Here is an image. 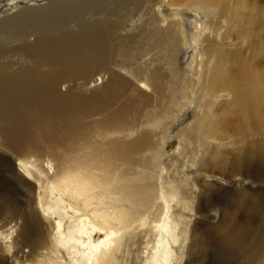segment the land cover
<instances>
[{
    "label": "bare ground",
    "instance_id": "1",
    "mask_svg": "<svg viewBox=\"0 0 264 264\" xmlns=\"http://www.w3.org/2000/svg\"><path fill=\"white\" fill-rule=\"evenodd\" d=\"M139 1L129 15L115 8L127 27L105 8L81 19V8L73 26L0 28V160L15 177L0 179V264H132L135 254L153 264L158 245L160 264L238 250L239 264H264V140H248L264 135V4L168 0L170 12L148 17ZM154 50L163 63L144 62ZM136 51L146 66L129 63ZM179 63L192 108L178 107ZM152 98L165 105L149 109ZM186 152L191 169L164 175ZM222 188L241 194L212 202Z\"/></svg>",
    "mask_w": 264,
    "mask_h": 264
},
{
    "label": "rangeland",
    "instance_id": "2",
    "mask_svg": "<svg viewBox=\"0 0 264 264\" xmlns=\"http://www.w3.org/2000/svg\"><path fill=\"white\" fill-rule=\"evenodd\" d=\"M85 1V2H84ZM148 1V4H146V6H147V8L148 9H146L145 11H147L146 12V14H149L148 15V17L152 14V10H153V7H160L161 9H164V10H168V12H170L169 11V6H168V0H147ZM146 1V2H147ZM165 1V2H164ZM168 1V2H167ZM176 1H177V3L179 4V3H181L182 2V0H175L174 2L176 3ZM102 2V0H99V2H98V0H0V22L2 21L3 22V26L2 25H0V28L2 29H5V27H6V25L7 26H9V25H11L13 22H15V23H17V25H18V27L19 28H21V27H23V26H29V25H32V24H35L38 20H41V19H52V22L50 23V24H46L45 26L46 27H50L52 24H56V25H63V26H68V24L70 23V22H73L74 20H78L79 19V13H78V11H81L82 9L84 10H82L81 12V15H80V17H81V19L83 18V17H85V18H83V19H85L86 21L88 20V17H87V15L86 14H88V13H90V11H95V10H97V9H102V8H105L104 10L106 11V12H108V14H109V16H111V18L110 19H112L113 21L115 20H118V21H122V20H124V22H125V20H127V23H126V27H127V25L128 24H130V22H131V20H132V17H124V19H121V20H119V18L117 17L118 16V14H117V16H116V14L114 13L115 12V8L116 7H120V9H119V11L121 10V9H123V10H121L120 12H119V14L120 15H122L123 13H124V15H129L130 13H129V11L130 12H134V10L135 9H137L138 8V5H139V3L140 4H142V2H140L139 0H132V1H130V3H129V5L128 4H124V3H118V1L116 2V1H107L106 3L105 2H103V3H101ZM137 2H139V3H137ZM99 3V4H98ZM163 3L164 4H167V5H164L163 7H162V5H163ZM258 5H260L261 7H262V4H264V0H258ZM101 4V5H100ZM146 6H144L143 7V9L146 7ZM82 8V9H81ZM126 8H128V9H126ZM126 9V10H125ZM235 9H237V7L235 6ZM50 10H52V11H50ZM47 11H50V12H47ZM125 11V12H124ZM73 12H75L77 15H78V17L77 18H74V15L75 14H73ZM95 12H97V11H95ZM22 15H21V14ZM105 13V12H104ZM72 14V15H71ZM248 15H252V16H254V17H258V14H259V11H258V14H256V13H254V12H248L247 13ZM256 14V15H255ZM16 15V16H15ZM43 15V16H42ZM84 15H86V16H84ZM95 15H99V13H97V14H95ZM115 15V16H114ZM20 16V17H19ZM44 16H46V17H44ZM12 17V18H11ZM68 17V18H67ZM17 18V20H15ZM90 18V17H89ZM96 18H98L99 20H101V19H103V16L101 15V16H99V17H96ZM129 18V19H128ZM98 19H94V20H92V21H94V22H96V20L97 21H99ZM131 19V20H130ZM3 20H5V21H3ZM14 20V21H13ZM90 23H91V21H90ZM71 24V23H70ZM71 26H73V24H71ZM119 32H120V30H119ZM119 32H115V33H113L112 34V36H111V40H112V42H113V46H115L116 47V43H117V47H118V45H120L121 43H120V41L123 39L122 38V36H121V34L119 35L118 33ZM115 34V36H113ZM119 35V36H118ZM117 38V39H116ZM121 38V39H120ZM120 39V40H119ZM115 40V41H114ZM119 40V41H118ZM137 40H139V38H133V41H137ZM118 41V42H117ZM150 40H147V39H142V42L143 43H141V45H143L144 43H147V42H149ZM114 42H116V43H114ZM151 42V41H150ZM119 43V44H118ZM129 44V43H128ZM133 45H134V43H132ZM131 44V45H132ZM147 46V45H146ZM3 47H0V49H2ZM119 48V47H118ZM123 48V47H122ZM182 50H184V48L182 47L181 48ZM156 50H154V51H152L151 53H149V54H147L144 58H143V60L144 59H146V60H149V58L150 59H152V61H153V59H154V62L158 65V63H159V61L161 62L162 61V63H163V59L161 58V56L160 55H158V54H155L154 55V53H156V52H158V51H156ZM129 52H131V51H129ZM184 52V51H183ZM143 53V52H142ZM144 54V53H143ZM135 55H136V58H134V60L133 59H131L130 60V62L129 63H131L132 65H133V62H134V65H135V63L137 64V62L138 63H143V65H140V66H142V67H144V66H146V64L144 63L146 60H144V62H143V60H142V57L143 56H141V52H138V51H136L135 52ZM139 55H140V57H139ZM151 56H152V58H151ZM116 57H118V56H116ZM116 57H114V60H117V58ZM146 57H149V58H146ZM156 57V58H155ZM160 57V58H159ZM116 58V59H115ZM122 59H123V57H121ZM159 58V59H158ZM121 59V60H122ZM136 59V60H135ZM158 59V60H157ZM120 60V59H119ZM158 63H157V62ZM154 62H153V64H154ZM180 62L181 63H183V59H180ZM155 65V64H154ZM179 66H180V63H179ZM181 67V68H180ZM179 68L180 69H178L181 73L178 75V77H177V79H176V92H178V94L176 95L177 97H176V100H177V102H178V107H180V108H182V109H184V108H192L194 105H193V99H194V97H192V96H194L193 95V93L191 92V89H192V85H190V86H188V88H189V90L187 89H184V90H186V91H188V93L187 94H185V92H181L180 91V87H182V85H183V83L184 84H191V77H189L190 76V73H186V72H188V71H186V70H184L183 69V67H185V65H181ZM181 69H183L184 71H182ZM162 70H164L163 69V67H162ZM8 73H11V72H8ZM187 74V75H186ZM182 78V79H181ZM185 78H187V80H185ZM76 81V82H75ZM75 81H73V82H71L70 84L74 87V89L76 90V91H81V92H84L83 91V88L81 87L82 85V83H83V80H75ZM74 85H73V84ZM77 83V84H76ZM193 83V82H192ZM181 85V86H180ZM178 86V87H177ZM183 88H186L185 87V85L183 86ZM178 89V90H177ZM179 93H180V95H179ZM190 93V94H189ZM178 95L180 96V97H178ZM190 97H188V96ZM186 97V98H185ZM180 98H181V100H180ZM184 99H186V101L185 102H182V100H184ZM181 101V106H180V101ZM188 100H190V102L188 101ZM192 100V101H191ZM155 101H156V103H155ZM152 102V103H151ZM151 102H150V107H149V109H152L153 108V106L154 107H156L157 109L159 108V106L160 105H162V106H164L165 105V102L164 101H158V100H156L155 98H152L151 99ZM192 102V103H191ZM187 103V104H186ZM184 104V105H183ZM186 104V105H185ZM153 105V106H152ZM192 105V106H191ZM182 106H184V107H182ZM177 107V108H178ZM145 111H147V110H145ZM144 111V112H145ZM143 115V114H142ZM151 131V130H150ZM153 131V130H152ZM160 131V130H159ZM158 130L156 131V133H155V135H153V137L155 138V137H157V141H158V139L161 137V134H160V132H159ZM160 134V135H159ZM153 137H152V140L153 141H155V139H153ZM254 139H259V140H264V135H262V133L261 134H252L249 138H248V140H254ZM175 140H173V142H174ZM190 145H194V144H190ZM195 146V145H194ZM187 154H184V155H182V156H184V157H181V161H179L175 166H171V167H167V170L168 171H164V173H166V174H164V175H167V173L169 174V175H171V176H177V177H181V176H183V172H187V171H189L190 169H191V167H188L189 166V163H190V165H191V162L189 161L190 159H191V154H188V152H186ZM190 153V152H189ZM185 159V160H184ZM183 162V163H182ZM187 163V164H186ZM183 166V167H182ZM5 167V168H4ZM179 167V168H178ZM161 168V167H160ZM159 167H157V169L156 168H154L153 169V172H154V174H156V176H160L161 175V170H159L160 169ZM171 168V169H170ZM184 169V170H183ZM180 170V171H179ZM9 171V168H8V164L5 162V161H3V160H0V179L2 180V181H4L5 183L6 182H8V183H12V184H15L14 182H15V177L14 176H12L11 175V173H9L8 172ZM159 171V172H158ZM171 172H172V174H171ZM182 172V173H181ZM181 174V175H180ZM13 177V178H12ZM239 186L240 187H243L244 185L242 184V183H240L239 184ZM240 192V190H236L235 191V189H231V188H222L220 191H214L213 190V193H212V196L209 198V199H211V201L212 202H215V203H226L227 201H229L231 198H235L236 196H238V195H240L241 193H239ZM17 194V193H16ZM18 195L20 196V200H21V202L23 203V204H25L26 203V198L28 197V194L27 193H25L23 190H20V192H18ZM17 195V196H18ZM246 195V194H245ZM264 195V194H263ZM25 197V198H24ZM23 210V209H22ZM24 211V210H23ZM261 213H263V215L261 214ZM260 214H258V215H256V218L258 217V220H259V222H260V224H261V226H262V229L260 228L258 231H257V236H261V234H262V232H264V210L261 212ZM8 214L7 213H5V212H3L1 209H0V226L3 224V222H5V221H7V219H8ZM263 216V217H262ZM263 221V222H262ZM263 230V231H262ZM146 241H148V239L146 240V239H144V241L143 240H140L139 242H138V244L135 246V248H137L138 249V251H137V249H136V251L138 252V253H140V252H144L145 250H146V247L148 246V244H147V242ZM150 244V243H149ZM142 246H143V248H142ZM141 248H142V250H141ZM160 250H162V248H161V245H158V247H157V251H156V255H155V257L153 258V261H154V259L155 258H158L162 253H161V251ZM236 251H237V249H236ZM163 252V251H162ZM238 252L239 253H242L241 251H239L238 250ZM238 252L236 253V252H231V253H228V254H225V255H222V256H218V255H215V254H210V255H212V256H210L211 257V259L209 260V264H215V263H217V262H221L222 260H224L225 261V259L226 260H230V261H233L235 264H239V262L241 263V261L243 260H241L240 258H239V254H238ZM161 253V254H160ZM232 258V259H231ZM135 260V261H134ZM136 262H138V263H136ZM141 264L140 263V261H139V259H138V256H137V258H136V254H135V256H134V258H133V260H132V264ZM192 264H194V263H192Z\"/></svg>",
    "mask_w": 264,
    "mask_h": 264
}]
</instances>
